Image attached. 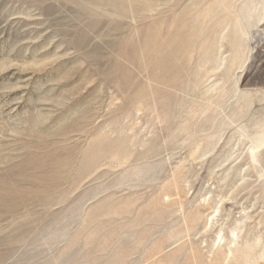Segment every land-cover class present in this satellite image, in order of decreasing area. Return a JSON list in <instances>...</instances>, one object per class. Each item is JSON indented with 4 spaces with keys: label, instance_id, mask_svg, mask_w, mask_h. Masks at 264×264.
I'll list each match as a JSON object with an SVG mask.
<instances>
[{
    "label": "rangeland",
    "instance_id": "obj_1",
    "mask_svg": "<svg viewBox=\"0 0 264 264\" xmlns=\"http://www.w3.org/2000/svg\"><path fill=\"white\" fill-rule=\"evenodd\" d=\"M0 264H264V0H0Z\"/></svg>",
    "mask_w": 264,
    "mask_h": 264
}]
</instances>
